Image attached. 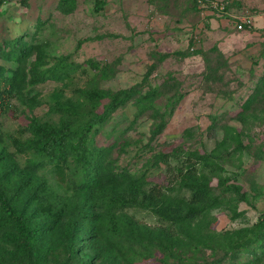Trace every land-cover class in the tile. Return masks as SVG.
<instances>
[{"label":"rangeland","instance_id":"1","mask_svg":"<svg viewBox=\"0 0 264 264\" xmlns=\"http://www.w3.org/2000/svg\"><path fill=\"white\" fill-rule=\"evenodd\" d=\"M1 1L0 45L19 37L40 45L47 54L45 69L61 56L70 55L73 62L67 77L35 85L25 82L0 117V148L21 166L31 155L19 152L15 141L30 138V117L59 120L51 106L68 99L86 105L84 91L95 81L114 91L137 85L143 93L158 88L154 110L138 114V107L129 102L99 127L95 137V144L110 149L103 162L147 184H165L166 166L156 162L160 152L183 148L205 155L222 140L225 126L241 129L236 115L248 98L256 112L252 109V115L260 116L249 132L256 144L264 143V0H199V8L196 0H106L100 11L94 9L97 0H78L70 12L61 9L59 0ZM217 2L227 4L226 10L212 8ZM243 14L252 16L253 25L239 29L237 18ZM35 60L33 50L22 64L28 80ZM88 61L98 62L110 77L101 79V72ZM0 64L8 69L18 65L1 57ZM222 164L235 169L230 161ZM246 168L239 181L230 182L239 188L231 200L238 214L223 203L217 218L209 222L211 230L252 227L264 214V160H251ZM49 182L58 185L54 177ZM211 183L218 186V178ZM24 200L22 196L18 208ZM130 213L148 226L161 224L150 208ZM61 232L54 241H63ZM86 236L77 238L71 232L72 245L51 246L39 258L15 229H7L0 232V264H252L254 258L261 259L255 264H264V254L258 251L237 258L221 245L222 238L211 249L191 245L174 254L157 248L142 254L128 252L103 235L90 246Z\"/></svg>","mask_w":264,"mask_h":264},{"label":"trees","instance_id":"2","mask_svg":"<svg viewBox=\"0 0 264 264\" xmlns=\"http://www.w3.org/2000/svg\"><path fill=\"white\" fill-rule=\"evenodd\" d=\"M59 1L61 9L68 12L78 5V0ZM196 3L199 8V0ZM104 6L106 0H97L94 9L100 11ZM80 45L81 42L78 48ZM39 46L23 37L0 45V57L18 64L16 69L0 64V117L10 109L12 99L20 95L25 82L35 85L68 76L73 64L69 61L70 55L59 57L45 69L47 54ZM33 50H36V60L28 80L22 64ZM88 64L101 72V79L110 77L98 62L88 61ZM140 88L137 85L119 91L107 90L95 81L84 91L86 105L68 99L51 106L59 114V120L30 117L27 126L30 138L24 143L15 141L19 152L31 155L26 164L21 166L0 148V232L15 229L39 258L51 246L69 242L71 232L77 238L86 233L90 246L97 243L96 236L103 235L118 241L128 252L142 251V254L152 248L174 254L176 249L191 245L211 249L213 242L222 238L221 245H227L237 258L254 251L263 255L264 214L252 227L224 232L211 230L209 223L226 202L234 215L238 214L231 200H235L239 188L230 182L241 179L249 161L264 160V143L256 144L257 138L249 132L253 122L260 121L258 114L250 112L252 98L244 102L236 115L241 129L225 126L222 140L205 155L183 148L160 152L156 162L166 166L165 184H147L139 176L113 171L109 163L103 162L110 149L95 144L99 127L109 123L113 114L129 102L135 103L138 114L156 108L158 88L146 93ZM225 161L233 163L235 169L226 168L222 164ZM50 177L58 185L53 187ZM214 177L218 178V186L211 183ZM22 196L23 207L18 208ZM135 208L152 209L161 224L141 223L130 213ZM60 232L65 238L59 242L57 237L54 241ZM260 260L254 258L252 264Z\"/></svg>","mask_w":264,"mask_h":264},{"label":"built area","instance_id":"3","mask_svg":"<svg viewBox=\"0 0 264 264\" xmlns=\"http://www.w3.org/2000/svg\"><path fill=\"white\" fill-rule=\"evenodd\" d=\"M212 8L220 11H225L227 8V4H224L223 2L213 3ZM237 20V27L239 29H244L245 27H251L253 25V18L250 15L243 14V16H239Z\"/></svg>","mask_w":264,"mask_h":264}]
</instances>
